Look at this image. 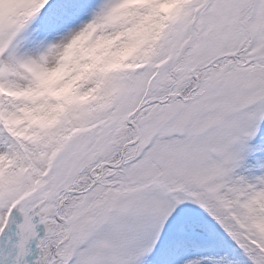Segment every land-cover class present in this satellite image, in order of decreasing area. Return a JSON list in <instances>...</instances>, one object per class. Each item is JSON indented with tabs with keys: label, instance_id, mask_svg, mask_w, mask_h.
<instances>
[{
	"label": "snow or ice",
	"instance_id": "obj_1",
	"mask_svg": "<svg viewBox=\"0 0 264 264\" xmlns=\"http://www.w3.org/2000/svg\"><path fill=\"white\" fill-rule=\"evenodd\" d=\"M0 264H264V0H0Z\"/></svg>",
	"mask_w": 264,
	"mask_h": 264
},
{
	"label": "clouds",
	"instance_id": "obj_2",
	"mask_svg": "<svg viewBox=\"0 0 264 264\" xmlns=\"http://www.w3.org/2000/svg\"><path fill=\"white\" fill-rule=\"evenodd\" d=\"M107 54L110 55L113 59H119L124 54H126V49H111L107 52Z\"/></svg>",
	"mask_w": 264,
	"mask_h": 264
}]
</instances>
